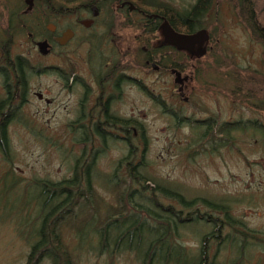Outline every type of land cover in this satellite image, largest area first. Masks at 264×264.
<instances>
[{"label": "flooded vegetation", "instance_id": "obj_1", "mask_svg": "<svg viewBox=\"0 0 264 264\" xmlns=\"http://www.w3.org/2000/svg\"><path fill=\"white\" fill-rule=\"evenodd\" d=\"M50 4V0H0V161H12L10 129L27 131L58 162L53 177L45 173L33 179L46 187L44 218L71 229L65 225L68 216L72 224L89 221L76 218L77 198L97 196L102 215L104 206L113 207L115 196L123 194L127 215L120 220L99 219V229L143 225L153 234L150 242L158 246L164 243L161 232L166 227L175 239L177 221L189 224L193 210L176 208L173 198L164 195L177 197L176 186L168 183L159 188L157 180L162 179L147 172L145 115L155 112L158 120L163 117L173 127L187 124L186 107L194 108L192 97L203 94L194 84L200 81L194 78L195 63L203 57L218 58V48L210 45L204 28L178 32L173 7L172 14L162 15L128 0H84L82 4L76 0L73 10L65 13L60 8L54 11ZM164 23L182 35L205 30L206 39L194 44L192 52L177 50L163 42ZM41 43L44 53L38 48ZM175 74L185 78L180 92ZM34 100L41 102L42 129L33 127ZM146 103L150 107L145 108ZM146 182L154 187L144 192ZM142 196L147 203L134 201ZM217 213L223 219L204 215L215 230H223L224 221L233 225L230 214ZM95 216L94 212L87 226L95 224ZM100 235L106 243L109 230ZM220 237V243L226 241Z\"/></svg>", "mask_w": 264, "mask_h": 264}, {"label": "rangeland", "instance_id": "obj_2", "mask_svg": "<svg viewBox=\"0 0 264 264\" xmlns=\"http://www.w3.org/2000/svg\"><path fill=\"white\" fill-rule=\"evenodd\" d=\"M158 1L179 12L187 10L194 2ZM51 6L55 11V5ZM212 19L218 20L221 28L220 44L227 54L233 56L236 64L239 67L259 68L260 46L251 42L236 22L227 0H213L204 16L207 25ZM192 100L195 107L187 106L186 116L194 122L204 121L214 115L220 123L255 120L259 126L264 127V117L261 114H252L243 108L233 107L222 96L199 93ZM147 107H150L148 103L145 104V108ZM40 109L41 102L32 101L35 129L43 127ZM145 123L148 141L146 160L150 164L147 172L162 179L157 180L159 188L167 186L168 183L173 184L180 191L177 190V193L183 201L192 200V210L200 207V213L209 214L213 219H223L217 213L220 211L215 208L218 205L222 207L221 204L227 202L225 208H228L230 214L229 221L236 231L229 228L221 230L220 235H228V241L220 244L210 242L208 259L214 254V264H233L238 247H231L229 243L235 241L239 246L241 240L245 239L242 249L244 257L240 259V264H264V143L259 146L257 142L261 130L246 127L243 135L239 132L235 135V146L242 156L234 150L225 151L228 149L225 148L219 155L198 156L192 161L182 153V137L186 133L184 128L180 127V132H170L166 128L165 118L158 120L152 111L146 113ZM8 142L12 161L8 163L2 158L0 161V264H23L30 245L34 243L39 232V223L35 221L38 211L33 198L34 194L43 189V183L33 179H41L45 173L53 177L57 173L58 162L54 156L44 151L40 139L18 127L10 129ZM7 173H11V176H6ZM145 185L154 187L152 182H146ZM164 195L173 198L176 208H181L179 197L177 199L168 193ZM145 199L143 196L135 197L134 201L143 203ZM201 199L212 206L201 202ZM162 201L161 204H167ZM180 215L183 216L184 212ZM133 227L136 226H131ZM213 231L215 226L203 222L178 225L175 244L179 245L182 252L177 247L151 244L155 247L152 250L154 253L151 255L150 252V259H146L145 263H200V257L197 258L200 238ZM145 232L146 230L137 228L128 230L127 225L111 227L109 239L105 241V250L97 247V233L93 234L96 238L92 235V239L87 240V236L83 234L77 241L74 233L63 228L62 238L72 254L73 264H143L141 257H144L150 245ZM117 236L121 238L118 240ZM225 243H228L227 246ZM37 264H49L48 258L42 257Z\"/></svg>", "mask_w": 264, "mask_h": 264}, {"label": "trees", "instance_id": "obj_3", "mask_svg": "<svg viewBox=\"0 0 264 264\" xmlns=\"http://www.w3.org/2000/svg\"><path fill=\"white\" fill-rule=\"evenodd\" d=\"M128 1H131L134 5L139 8H143V10L150 13H158V11H160L159 14L162 15H164V13L167 15H169V13L172 14V11L170 10L171 7L158 0H149L144 3L139 0ZM212 2L213 0H194V2L189 5L187 10L182 12L176 10L175 19L173 20L174 26L178 32L185 30L184 32L186 33L188 30L194 31L198 28H204L209 36L210 45L218 48L216 51L218 58L215 56L209 58L203 57L195 63L197 69L194 73V78H197L200 81H194V84L198 86V90L202 91L203 94L209 93L214 97L222 96L227 99L233 107L243 108L249 113L261 114V116L264 117V0H227L236 22L246 32L249 40L260 46L259 68H251L249 66L239 67L234 61L233 56L227 54L221 46V28L218 26V20L212 19L208 25L204 20V16L209 10ZM50 3V5H55V9L60 8L65 13L70 12L76 6V0H50ZM79 3H84V0H79ZM206 75H209V77ZM219 121L220 120L216 116L210 115L208 119L201 122H194L192 121V118H189V122L187 124L181 123L180 125L182 128L183 126L188 128L185 135L182 137L184 141L182 153L186 154L187 158L192 161L198 156H216L225 148L229 149H226L225 151L234 150L236 153H239V149L235 146V142L237 141L235 135L238 132L243 135L246 127L253 130H261L259 131L260 137L257 142H259V146L261 143H264V127L259 126L255 120L230 123H220ZM167 126V129L170 132H180L178 124H175L176 127H173L168 122ZM239 155L241 154L239 153ZM102 185L103 187H106L104 183H102ZM45 188L46 187L43 185V189L39 193L34 194L33 200L38 211L35 221L39 223V232L35 237L34 243L30 245L31 247L28 254L25 256V262L23 264H37L44 256L48 258L49 264H73L72 254L63 242L62 228L58 226L57 220L44 218V215L46 214H44L46 209L43 204L45 195L42 191ZM55 188L56 187H50V189ZM146 188H149L148 185L145 186L144 192L146 191ZM82 189L87 190L89 188L84 187ZM150 196L153 195L151 194ZM178 197L180 198V211H184L187 207H193L191 199L183 201L179 195L177 196V199ZM77 200H79V203L76 209V218H80L81 220L88 219L89 221H92L95 212V217L97 218L95 224L87 226L89 221L72 224V221L70 220L71 216H68L69 219L65 220L66 224H61L71 225V229L68 230L71 231V233H74L73 236L76 240L77 238L80 239L83 234L85 237L87 236V240H89L92 239L91 236L94 233H97V247L98 249L103 248V250H105L107 244L103 242V237L100 233L105 234L109 229H99L101 226L99 219L104 218L106 220V218L112 217L117 218L116 220H120L123 216L125 217L127 215V209H129L126 199L123 194L122 197L115 196V205L111 208L105 205L102 215L98 210L99 203L97 201L99 199L97 196H93L91 200H89L83 195L80 198H77ZM201 200V202L206 205H210L204 199ZM55 201V196H53L52 203ZM221 206L223 207V210L221 209L222 211L220 212H224L228 215V208H225L227 206V202H225V204H221ZM198 208L200 207L194 208L192 213L193 219L191 221L189 220V224L192 222H203L209 224L205 221L204 215L206 213H200ZM105 220L102 224H104ZM224 222V227H222L223 230L229 228L231 231H236V229L230 226L227 221ZM177 224L180 225V222L177 221ZM212 226L214 227V225ZM132 229L133 228L131 227L128 228V230ZM140 229H144V226H140ZM220 232L221 230L218 229L213 231V233H206L200 238L199 250L197 251V258L200 257V263L196 261L195 264H204V262H206L205 264H214V254L208 259L209 246L212 241L220 244ZM145 233H147L146 240L150 243V245H148V249L144 257H141V260L144 261L143 264H146L145 262L150 259V252L152 255V253H154V251H152L153 248H155L154 246H157L150 242L151 240L149 238H151L153 234L151 235L149 231H146ZM170 233L166 227L163 228L161 238L164 243L162 242L159 246H173L180 250L181 248L179 245L175 244L176 240L174 239V236L172 238ZM227 237L228 235L226 236V240ZM117 238L119 240L121 237L117 236ZM255 240L260 241L256 238ZM244 242L245 239L241 240V244H239V246L236 245L235 241H231L229 243L231 247H238L237 253L235 251L236 259L233 264L241 263L240 259L244 257V251L242 250ZM225 244L227 246L228 243ZM217 248L215 250H217ZM180 252L182 251L180 250ZM108 253L109 252H107V254Z\"/></svg>", "mask_w": 264, "mask_h": 264}, {"label": "water", "instance_id": "obj_4", "mask_svg": "<svg viewBox=\"0 0 264 264\" xmlns=\"http://www.w3.org/2000/svg\"><path fill=\"white\" fill-rule=\"evenodd\" d=\"M161 36L163 38L164 44L174 46L177 50L192 52L194 44H201V40L206 39L205 30H200L193 35H182L173 32L165 23L161 27ZM201 38V39H200ZM197 40H200L199 42ZM44 43L38 44L39 51L44 53ZM175 83L178 85V92L181 91L182 82L185 81V78H180L179 74H175Z\"/></svg>", "mask_w": 264, "mask_h": 264}]
</instances>
